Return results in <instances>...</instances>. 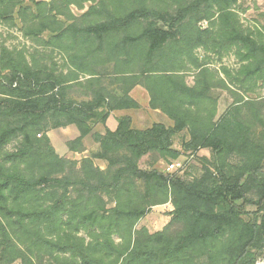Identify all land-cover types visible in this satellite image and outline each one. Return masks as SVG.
<instances>
[{"label":"trees","instance_id":"1","mask_svg":"<svg viewBox=\"0 0 264 264\" xmlns=\"http://www.w3.org/2000/svg\"><path fill=\"white\" fill-rule=\"evenodd\" d=\"M88 1L94 0H0V20L19 19L25 36L48 32L51 45L70 35L68 71H75L62 76L0 46V264H42L45 257L61 256L66 264L264 259V96L245 97L264 85L263 33L243 28L238 0H99L82 16H99L98 23L77 28L57 20L70 4L82 9ZM196 49L219 60L231 53L239 66L211 71ZM99 73L108 88L92 92L89 101L66 99L75 87L69 79ZM134 86L146 90L150 108L167 115L171 127L134 129L124 117L114 131L92 135L98 150L88 158L77 162L56 154L48 131L73 125L78 137L68 148L83 151L92 120L104 123L113 109L139 107L128 97ZM215 89L232 99L219 116ZM182 131L189 137L185 151L211 153L200 157L201 175L189 182L155 167L182 156L172 148ZM13 140L16 148L4 151ZM146 155L155 159L141 169ZM93 159L106 161V169ZM168 201L172 218L163 231L134 230L150 207ZM108 203L113 207L107 209Z\"/></svg>","mask_w":264,"mask_h":264},{"label":"rangeland","instance_id":"2","mask_svg":"<svg viewBox=\"0 0 264 264\" xmlns=\"http://www.w3.org/2000/svg\"><path fill=\"white\" fill-rule=\"evenodd\" d=\"M98 1L99 0H94L93 2H84L82 6L85 5V7H90L96 5V7H98ZM262 8L263 5L258 6L256 0H239L236 10L238 12L239 20L243 28L249 29L250 31L262 30L261 28L264 24V18L261 16ZM62 11L63 15H57V20L60 23L62 22L64 26L74 23L77 28H83L87 25L102 21L99 16L82 18L84 12H80V10H75L74 8L71 9L72 14L70 13V11ZM68 16H70L71 18ZM202 26L206 27V22H204ZM24 27L25 24L19 19H15L13 23L0 20V46L6 48L8 51L13 52L16 55L20 54L32 66H46L47 68L53 67V70L56 69V74H60L63 76L64 71L67 72L70 68V64L68 63V56L72 55L69 47L70 35L64 36V38H62L59 42L58 40H51L50 45L49 43H46L51 38L48 32H45L38 36L36 39H33L32 37L24 35ZM55 41H57V43ZM104 55L105 54L103 53L97 54L98 57H104ZM195 55L200 60L207 58L208 67L211 71H219L221 67L228 68L229 70H236L239 66L237 59L231 53L222 56L220 60L216 56L206 54L201 49H196ZM101 68V64H98L97 69L99 70ZM106 68L108 70V66ZM110 71H112L111 67ZM193 74L194 72L186 75V84H193ZM79 76L84 77L81 74ZM212 96L215 98H219V101L221 102V111H224L229 106L232 100L227 92L219 89L212 91ZM263 96L264 85H258L252 93L245 95V97L247 98H258ZM162 123L164 122L162 121ZM73 135L74 133H72V131H66L63 134L57 129H52L47 132L50 144L59 157L79 162L82 159L81 155L78 156L75 153L68 152V143L75 139ZM186 136V131H182L174 137L173 141L175 142V144L180 143ZM17 143L18 140H13L12 142L8 143L5 146L4 151H13L16 148ZM154 159V155H146L142 157L138 162L139 168L148 169ZM199 159V155L192 156L191 154H182V156L178 159L185 162V167L182 170L183 174L179 173L181 174L180 176L183 180L189 182L191 179L197 178L201 175V167L203 165V162H201ZM165 164V161L160 160L155 164V167L159 171L164 172L163 167ZM141 185V183L138 184L140 190L143 189L141 188ZM111 207H113V203H108L106 205L107 209ZM172 210L173 207L169 201L165 204L150 207L147 213L139 221H137L134 226V230H146L148 234H154L163 231L164 228L170 223V220L172 218ZM86 233L87 232L81 231L79 235L87 241L88 236L86 235ZM112 239L115 243L120 242V239L117 235H113ZM64 261L65 260L63 256H61V259L45 257L42 264H66V262ZM13 264L21 263L20 261H15Z\"/></svg>","mask_w":264,"mask_h":264},{"label":"crops","instance_id":"3","mask_svg":"<svg viewBox=\"0 0 264 264\" xmlns=\"http://www.w3.org/2000/svg\"><path fill=\"white\" fill-rule=\"evenodd\" d=\"M35 1L48 3L51 0H35ZM238 3H239V0H238ZM256 3L258 6L263 5V8L261 10V13H262L261 16L264 18V0H256ZM73 8L75 10L76 9L80 10V12H86L89 6L85 7L84 5L82 9H79L77 8V6L70 4L68 6L67 12L70 11V13L72 14L71 9ZM261 29L262 30L260 31L264 35V24L262 25ZM72 72H75V71L71 69L70 71H67V72L64 71L63 74L66 75ZM81 75L84 77L79 76L77 80H73V81H71L72 79H69L70 81L68 84L75 85V87L68 89L67 94H66L67 100L76 101V102L89 101L91 100L92 92L96 94L97 92H101L103 88H108V80L106 79L107 77L103 76L102 73H99V75H94V76H89L88 74H81ZM92 80H95V81H92ZM88 81H92V83L89 84ZM77 84H80V86H77ZM187 86L191 87L192 85L187 84ZM215 90H218V89H215ZM128 97L138 104L139 107L137 109H113L109 111L108 117L106 118L104 123H102L100 119L92 120L91 122V125L93 126L92 131L89 135L84 137V139L82 140L83 151L78 152V151L69 150L68 152L75 153L78 156L81 155L82 159L88 158L91 154L97 152L98 150V144H96L93 141L92 135L93 134L103 135L105 133V128L111 131H114L117 126V121L124 117H128L130 119L132 128L139 129V130L147 129L152 124H155V123L162 124L165 127L172 126V120L167 115L162 113L159 109L150 108L148 93L142 87L140 86L132 87V89H130V91L128 92ZM216 110H217V116H219L223 112L221 111V102L219 101V98H217V101H216ZM100 111H102V107H99L98 112ZM162 121L164 123H162ZM57 130L62 132L63 134L66 131H72V133H74L73 137L74 138L78 137V132L73 125H68L66 127H60V128H57ZM188 141H189V137L187 135L184 138V140H182L180 143L175 144V142L173 141L172 148L174 150L181 151L182 154H191L192 156L195 154V155H199L200 157H206V158L210 157L211 153H210L209 148H199L193 153L190 150L185 151L184 144H186ZM93 163L100 170H104L107 167V162L101 159H93Z\"/></svg>","mask_w":264,"mask_h":264},{"label":"built area","instance_id":"4","mask_svg":"<svg viewBox=\"0 0 264 264\" xmlns=\"http://www.w3.org/2000/svg\"><path fill=\"white\" fill-rule=\"evenodd\" d=\"M185 167V162L181 160L171 161L166 163L163 167L164 173L169 175L182 173L183 168ZM256 264H264V259L259 260Z\"/></svg>","mask_w":264,"mask_h":264}]
</instances>
